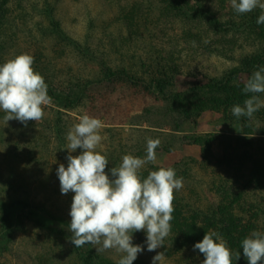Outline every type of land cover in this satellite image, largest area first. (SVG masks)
I'll list each match as a JSON object with an SVG mask.
<instances>
[{
    "label": "rangeland",
    "instance_id": "obj_1",
    "mask_svg": "<svg viewBox=\"0 0 264 264\" xmlns=\"http://www.w3.org/2000/svg\"><path fill=\"white\" fill-rule=\"evenodd\" d=\"M51 1L66 39L53 34L46 20L23 22L22 9L41 0H7L8 25L0 29V57H34L50 97L43 119L27 126L16 119L6 124L0 111V224L12 208L8 239L0 238V264H81L70 239L48 228L71 234L74 193H61L57 168L67 167L66 134L84 114L104 123L97 151L109 161V176L124 155L143 158L152 138L160 140L157 159L140 170L141 178L161 167L183 178L164 246L149 252L146 233H133V244L145 249L135 261L151 264L163 252L162 264H202L205 257L193 245L209 231L227 242L218 227L226 211L234 214L230 232L238 238L264 232V177H254L255 156L249 159L263 154L257 155V140H264V107L250 120L237 119L230 102H222L264 67V24L256 23L261 9L239 15L230 0H188L202 10L198 18L175 0ZM215 16L218 23L211 21ZM103 68L114 75L124 70L136 82L109 81ZM163 76L174 84L161 94L142 89ZM257 95L264 100V93ZM181 224L195 228L183 237L174 231ZM89 245L102 258L118 263L121 257Z\"/></svg>",
    "mask_w": 264,
    "mask_h": 264
},
{
    "label": "clouds",
    "instance_id": "obj_2",
    "mask_svg": "<svg viewBox=\"0 0 264 264\" xmlns=\"http://www.w3.org/2000/svg\"><path fill=\"white\" fill-rule=\"evenodd\" d=\"M236 14L243 15L261 9L256 23L264 24L262 0H230ZM34 57L20 54L0 64V111L6 113L5 123L16 119L27 126L28 121L39 122L44 106L50 102L44 77L33 68ZM242 93L248 95L243 106L236 104L231 113L237 119H252L264 100V67L254 71L245 82ZM250 94V95H249ZM104 123L87 114L79 118L66 134L67 167L60 164L57 176L62 194L74 193L69 215L70 242L80 248L91 244L97 252L114 249L121 254L118 264H133L145 249L133 244V233L144 231L147 251L164 246L171 231L174 212V193L183 188V178L174 168L161 167L141 178L140 170L157 159L159 139H147L143 158L126 154L118 167L106 173L108 159L97 151L104 137L100 130ZM77 149L80 154L72 155ZM243 256L248 264L264 261V232L253 230L242 240ZM204 255L202 264H233L240 259V251L233 252L217 231L207 232L193 251ZM164 253L152 257L151 264H162Z\"/></svg>",
    "mask_w": 264,
    "mask_h": 264
},
{
    "label": "trees",
    "instance_id": "obj_3",
    "mask_svg": "<svg viewBox=\"0 0 264 264\" xmlns=\"http://www.w3.org/2000/svg\"><path fill=\"white\" fill-rule=\"evenodd\" d=\"M176 4L178 6V8L180 9H184L186 11H191L195 13V15L198 18H202V10L199 8H196L195 10L189 6L188 0H175ZM7 4V0H0V29L2 26L4 25H8V23L5 20V15L7 13V8L5 7ZM5 7V8H4ZM54 11H55V6H54V2H52L51 0H41V4H34L28 7V10L26 11L25 9H22L21 11V15H22V19L23 22L25 24L30 23L31 21H33V19H40V20H46L48 27L50 28V31L55 34L56 36L62 38V39H66V36L63 32V29L61 28L59 21L55 18L54 15ZM32 17V18H31ZM35 17V18H34ZM215 21L217 22V17H211V21ZM218 23V22H217ZM35 25H37V22L34 23ZM31 31V30H30ZM30 31H26L25 32V36L26 39L30 40L31 36H30ZM71 39L69 38V41ZM2 51V49H0V52ZM3 58L0 57V64H3ZM104 72V76L106 77L107 80L111 81L113 77L117 78V80L119 79H124L127 82L131 83L132 85L134 84L133 77L129 76L124 70L119 71L116 73V75H114L113 73H109L108 70H105V68L102 69ZM242 72V71H239ZM237 72V73H239ZM163 79L159 78V79H155L153 80L150 84H143L142 85V89L143 90H147L150 93L153 92L154 90H157L160 94L162 93V91L167 87V86H171L174 84V81L172 79L166 78V76L162 77ZM250 95V94H249ZM234 96V97H233ZM233 96H227L226 95V99L225 97L222 98V102H230V104L232 105V107L236 104H240L243 105V102L245 99L249 98L248 95H245L242 93V88L241 91L237 94V95H233ZM56 98H60V96H56ZM64 99V98H63ZM66 103L71 104L73 103L72 101L68 100V99H64ZM245 134H248V130H244ZM215 136V135H214ZM232 139H229V141H231ZM240 140H247V139H243L241 138ZM252 142V141H251ZM231 144H233L234 142H230ZM260 143L259 145V150H258V154L257 155H262L260 157L256 158V154H250L249 159L252 160V158L255 156V160L252 161V169L251 171L253 172L252 174H254V177L257 175H259V178L264 177V140H257V144ZM235 145V144H234ZM232 145V147L234 146ZM253 145V144H250ZM253 147V146H252ZM243 155V154H242ZM242 155L239 157L240 159L242 158ZM1 198V197H0ZM2 199V198H1ZM3 203L5 204V202L3 201ZM1 205H4V204ZM12 210L11 206H8L6 208V213L2 218V223L0 224L1 227V231H0V238L6 237L8 239V228L11 226V221H12V216H11V212L9 213V211ZM225 215V216H224ZM233 212H229L226 211L224 213H222V216L220 218V222L218 223V227L222 230V233L226 235L227 238V245L229 246V248L235 252V251H240L241 255H240V259L235 261V259L233 260V264H248V261L244 258L243 256V250L241 248V242H242V237L238 238V236L233 233L230 232V229L233 227L231 219H233ZM61 225V224H60ZM195 227L189 225V224H181L178 228V226L174 225V231L177 232L180 236H186L189 235L191 233V229H194ZM217 228V227H216ZM50 233H54L57 232L56 234L60 237H66L67 239L71 237V234L68 233L67 231H65L63 228L58 229H50ZM74 251L75 253L78 255L81 264H118L117 262L114 261H110L108 259L102 258L99 256V254H97L94 249L92 248V246H90L89 244H86L83 247L80 248H76L74 245ZM133 264H146L144 261H133Z\"/></svg>",
    "mask_w": 264,
    "mask_h": 264
}]
</instances>
